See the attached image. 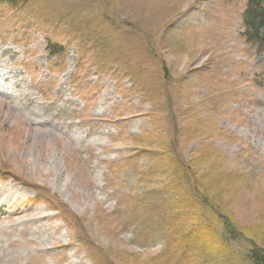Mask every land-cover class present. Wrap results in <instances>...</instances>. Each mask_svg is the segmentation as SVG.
<instances>
[{
  "label": "rangeland",
  "instance_id": "rangeland-1",
  "mask_svg": "<svg viewBox=\"0 0 264 264\" xmlns=\"http://www.w3.org/2000/svg\"><path fill=\"white\" fill-rule=\"evenodd\" d=\"M96 1L0 5V264H93L81 245L86 237L102 250L99 264H162L160 234L140 249L132 245L134 228H124L125 199L142 186L121 159L155 146L152 103L142 88H132L119 64L105 65L109 75H95L98 67L89 69L87 62L93 50L79 61L80 35L59 20L105 3ZM245 1L124 0L121 7L153 31L151 45L170 72L187 75L186 104L201 127L205 121L213 126L214 147L240 176L228 199L237 223L264 229V55L240 36ZM102 6L126 13L113 0ZM171 41L176 52L162 46ZM53 43L64 47L62 56L50 55ZM124 44L113 40L121 58L147 63L141 82L147 88L157 62L139 41ZM200 67L208 72L203 80L195 74ZM209 79L214 89L206 87ZM144 132L152 139L137 143ZM12 175L39 188H24ZM49 196L77 217L78 232ZM198 256L188 258L190 264H245L237 246L222 259Z\"/></svg>",
  "mask_w": 264,
  "mask_h": 264
},
{
  "label": "trees",
  "instance_id": "trees-1",
  "mask_svg": "<svg viewBox=\"0 0 264 264\" xmlns=\"http://www.w3.org/2000/svg\"><path fill=\"white\" fill-rule=\"evenodd\" d=\"M30 1L0 0V5L15 6ZM99 3L98 10L94 8L91 12L93 5L89 4L77 12L76 18L66 16V20H59L67 21V29L75 28L76 34L80 35L79 61L85 60V55L93 50L95 55L87 62L91 63L89 69L98 67L95 75H109L105 65L119 64L124 71L123 77L129 79L132 88H142L143 95L152 103L153 110L148 116L155 124V136L152 137L155 146L139 149L136 154L121 159L123 167L128 168L136 183L142 186L130 191L127 201L125 199L127 211L124 213V228L128 231L134 228L132 245L140 249L149 248L154 237L160 234L162 264H190L188 258L197 259L199 253L222 259L233 251V246L242 249L241 259L245 264H264V229L239 225L233 216L228 199L237 193L235 181L240 176L225 165L226 156L214 147L213 126L205 121L201 127L194 119L196 116L192 115L194 111L186 104L183 93L187 87V75H173L170 72L166 61L160 60L159 50L156 51V47L151 45L153 31H147L141 22L134 20L129 9L121 7L124 0H113L114 4L126 11L124 16L122 11L118 16L107 11L106 6L101 7L106 0ZM76 20H81V23H74ZM241 30L243 43L255 54L264 55V0L245 1ZM113 40L118 44H124L120 42L124 40L125 46L137 40L147 48L149 60L156 61L159 68L152 85L147 83V88L141 85L143 76L146 78L143 65L147 63L141 64L140 60L136 64L128 57L121 58V54L114 49ZM173 42L162 46L176 52L171 47ZM47 50L51 56H62L64 47L53 43L48 44ZM201 67L195 71L199 80L205 79L208 73ZM206 81V87L214 89L212 79ZM203 129L210 133L202 134ZM143 135L148 136L138 137L137 143L152 139L146 132ZM198 140L200 142L195 148L186 154L184 148ZM130 160H135L131 166ZM140 162L142 166L138 164ZM11 178L27 189L39 188L32 181L14 175ZM52 196H49V200L65 217L64 222H71L72 228L78 232L77 217ZM76 239H79L78 235ZM81 245L89 249L92 263L99 264L98 256L102 250L87 237L83 238Z\"/></svg>",
  "mask_w": 264,
  "mask_h": 264
}]
</instances>
